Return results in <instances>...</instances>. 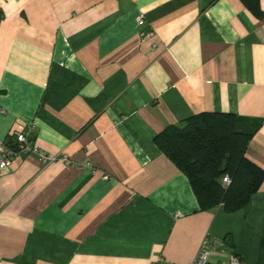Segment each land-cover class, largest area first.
<instances>
[{
    "label": "crops",
    "instance_id": "0c3cea01",
    "mask_svg": "<svg viewBox=\"0 0 264 264\" xmlns=\"http://www.w3.org/2000/svg\"><path fill=\"white\" fill-rule=\"evenodd\" d=\"M258 3L0 0V144L25 125L51 156L0 172V264H189L207 236L209 262L264 264V178L244 208L201 210L154 142L234 113L260 121L245 155L264 170Z\"/></svg>",
    "mask_w": 264,
    "mask_h": 264
},
{
    "label": "trees",
    "instance_id": "16d2710c",
    "mask_svg": "<svg viewBox=\"0 0 264 264\" xmlns=\"http://www.w3.org/2000/svg\"><path fill=\"white\" fill-rule=\"evenodd\" d=\"M242 2L263 14L258 0ZM259 124L230 112H200L166 126L154 142L188 178L199 209L235 212L248 205L264 178V170L245 155Z\"/></svg>",
    "mask_w": 264,
    "mask_h": 264
},
{
    "label": "built area",
    "instance_id": "2783aa9c",
    "mask_svg": "<svg viewBox=\"0 0 264 264\" xmlns=\"http://www.w3.org/2000/svg\"><path fill=\"white\" fill-rule=\"evenodd\" d=\"M137 22L141 24L144 22L143 16L140 15L137 18ZM152 32H149V35H152ZM31 128L25 125L20 127V130L16 133L15 143L13 145H8L6 143L0 144V172L4 170H8L12 167L14 159L20 152L31 153L37 155L44 161L51 160V156L44 150L40 149L37 146H34L31 143L29 134ZM228 176H223L222 182H229ZM219 242L217 239H211L210 237H206L202 240L201 246L197 249V253L192 261L189 264H232V263H224V261H214L209 262V254L213 249L214 245ZM188 264V263H187Z\"/></svg>",
    "mask_w": 264,
    "mask_h": 264
},
{
    "label": "water",
    "instance_id": "95a60500",
    "mask_svg": "<svg viewBox=\"0 0 264 264\" xmlns=\"http://www.w3.org/2000/svg\"><path fill=\"white\" fill-rule=\"evenodd\" d=\"M231 262H232V264H240V263L236 260V258H232Z\"/></svg>",
    "mask_w": 264,
    "mask_h": 264
}]
</instances>
